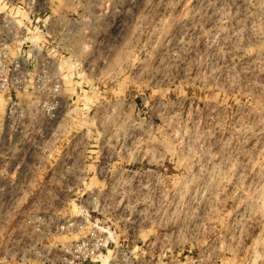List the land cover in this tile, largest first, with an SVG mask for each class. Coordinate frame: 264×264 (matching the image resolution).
Masks as SVG:
<instances>
[{
    "label": "rangeland",
    "instance_id": "1",
    "mask_svg": "<svg viewBox=\"0 0 264 264\" xmlns=\"http://www.w3.org/2000/svg\"><path fill=\"white\" fill-rule=\"evenodd\" d=\"M1 44L60 88L0 93V264H264V0H0Z\"/></svg>",
    "mask_w": 264,
    "mask_h": 264
},
{
    "label": "built area",
    "instance_id": "2",
    "mask_svg": "<svg viewBox=\"0 0 264 264\" xmlns=\"http://www.w3.org/2000/svg\"><path fill=\"white\" fill-rule=\"evenodd\" d=\"M22 47L16 49L18 59L9 54V44L0 45V93L8 91H25V74L29 73L34 82L33 92L39 93L40 86L43 84L47 91V98H53L59 92V82L51 75V61L44 64L38 59V53L30 57L31 67L29 72L25 73L22 64L20 51ZM48 115L51 116V108ZM108 242L103 234L91 233L85 239L76 242L72 248L75 259L85 262L92 257L98 256L106 250Z\"/></svg>",
    "mask_w": 264,
    "mask_h": 264
}]
</instances>
